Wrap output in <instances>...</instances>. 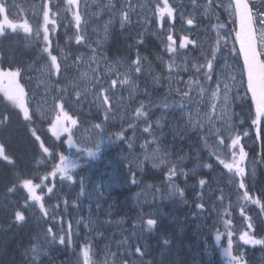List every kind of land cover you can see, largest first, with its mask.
Wrapping results in <instances>:
<instances>
[{
  "label": "rangeland",
  "instance_id": "374dc122",
  "mask_svg": "<svg viewBox=\"0 0 264 264\" xmlns=\"http://www.w3.org/2000/svg\"><path fill=\"white\" fill-rule=\"evenodd\" d=\"M250 1L255 5L254 10L264 11V0ZM46 2L53 12H56L58 8H64V0H7L9 6L14 5L10 8V18L18 22L27 19L35 29L38 24L42 25V13ZM156 2L157 0H79L78 11L81 15L79 30L72 13L60 11L57 17L59 26L54 33H50L53 54L57 55L61 63L59 76L49 75V61L46 54L42 52L41 40L26 36L22 30L18 33L8 30L11 35H20L22 40H17L18 43L23 41L25 43L23 47L25 46L27 50L32 49L34 53L29 57L25 71L21 69L19 78L26 93L30 115H32L31 126L36 130V134L40 137V141L44 142L45 147L51 148L52 151L56 150L57 156L60 154L67 156L69 165H77L75 169L70 168L76 183L60 182L58 177H49V180L45 181L49 187H53L55 193L49 199L51 194L47 192V189L44 190L45 209L51 212L55 207L56 210V206L60 204L59 200L63 202L64 208L56 211L55 221L48 217L51 220L50 227L56 236V241L48 244L47 251H52L56 257L41 260L39 256L38 264H83L82 249L85 243L90 246L92 264H132L130 259L126 261V258L130 257L127 254L128 251L132 253L131 256L133 255L132 248L128 249V244L132 246L144 244L143 236L149 233L143 228L144 222L148 218L155 217V213L160 217L157 208L164 206L158 205L162 201L176 203L173 220L170 218V222L173 221V229H176L172 239L175 243L180 240L186 241L190 250L188 254H191L189 264H229L228 257L224 254L225 248L228 247L229 232L232 233V255L239 257V264H264V244H245L240 239L246 232L256 239H264V212L261 211V205L240 199L243 190L238 189L236 178L219 165L215 156L211 154L214 151L212 147L214 137L207 136L206 123L207 114H211L210 108L203 102L199 105L198 112L195 107L193 108L194 119L205 123V128L193 130L188 125L186 112L182 113L178 108L165 110L162 107L150 106V102L151 105H162L167 101L171 105L181 101V97L175 91L177 87L175 81L186 82L190 72L179 71V68L175 66L169 69L167 65L170 63V57L174 56L175 64L180 67H184L186 62H203L201 52H207L215 47L217 31L212 25L218 23L216 17L219 16V23L226 25L225 31L233 25L223 8L217 7L213 12L211 7H206L209 5V0H197L198 6L195 8L192 0H169L177 8L174 36L188 35L190 40L196 41L195 45L189 44L186 49H179L177 39L178 51L176 54H171L165 51V44L161 42L168 34L167 23L162 29L156 22L153 11ZM211 2L215 6L217 0H211ZM125 12L128 20L122 25L121 14ZM180 12L185 14L183 21L180 18ZM189 13L191 17H195L194 24L191 26L186 23V20L191 18L188 16ZM165 21L167 22V18ZM114 27L119 34L139 36V41L142 43L151 37L157 42L158 51L144 56L140 54L144 45L138 43L130 52L133 56L128 59L107 57V51L102 53L101 48L111 41ZM61 35L67 40L64 49L60 43ZM77 35L84 37L80 43L76 42ZM70 45H72L71 55L66 56ZM145 47V50H148V45ZM236 47L238 48V45ZM137 57L141 58L142 71L130 73ZM238 63H242V60L238 61L225 48L219 54L218 70L225 73L231 72ZM188 66L190 68V63ZM235 70L239 72L238 67ZM126 74H128L129 84L121 85L119 81L124 79ZM112 80L117 81L115 86L112 85ZM184 86V83L179 84L180 88ZM102 90L107 91L102 92ZM102 94L109 96L107 105H101ZM239 96H244L243 89L239 90ZM57 103H63L69 116L77 120V125L72 126L73 144L68 143L67 133H61L60 138L57 139L51 130L56 113L59 111L55 107ZM141 103L149 105L148 122L152 125L151 134L143 131L146 126L144 118H138L135 114V109ZM105 109L108 110L105 111ZM10 111L17 116H23L19 108L0 93V124L4 123V116H8ZM250 111V99L238 97L227 109L231 116L229 123L234 124L241 134L245 131L249 133L248 136L242 137L241 141L248 153L245 162L247 170L245 182L250 195L259 198L264 205V191L261 188L258 190L256 185L257 177L262 179L263 173L260 154V141L263 135L260 139L256 138L255 129L250 126ZM218 114L223 115L219 112ZM105 116L108 117L107 120ZM96 124H100L101 128H95ZM220 125L221 120L217 119L214 126ZM56 126L59 130L70 124L61 119ZM118 132H123V141L116 138L115 134ZM40 141H38L39 144ZM129 143L132 144L131 148L128 147ZM82 148H90L93 155L89 156L87 152L81 150ZM164 154L166 159L177 163L186 175L180 174L169 179L166 166L153 167L158 160L145 159L146 155ZM54 162L59 163V160ZM205 164H212L213 167L206 168ZM145 165L159 170L167 179L158 192L140 194L139 191H145V189H137L134 197L136 200L141 199V196L144 197L142 200L152 197L158 200L157 205L155 200H149L148 204L152 209L146 206L140 209L135 227L130 231L135 232V236H129L117 227L115 231L110 230L109 227L112 225L102 209H93V203L96 202L94 198L102 193L101 197H105L104 202L116 189L125 192L124 188L136 183V180L135 183L132 182L134 172L144 170ZM45 171H51L50 163L47 167L43 164L39 174L42 176ZM200 179L207 181L205 186L199 185ZM81 180L84 181V196L89 202L82 198V208L77 216L74 210L69 209L70 199L65 205L58 192L64 189L70 192V198H76L78 195L79 198L83 197L81 193L72 191ZM147 182L149 180L144 178L137 180V184L141 185ZM177 188L184 192L183 197L175 192ZM60 192L62 194V191ZM37 194H41L39 190ZM91 199L94 200L90 201ZM198 204H203L204 208H198ZM76 206L79 207L78 203ZM89 207L93 211H90ZM29 210L41 213L38 205L30 207ZM160 212L169 215L166 210H160ZM245 217H250L251 220ZM227 220H231L230 225L226 224ZM249 222L253 225L251 229L248 228ZM68 223L72 225V244L60 245L59 236L66 235ZM86 223L90 226L85 227ZM61 227L64 231L60 230ZM178 227L185 229L179 230ZM96 232L110 235L102 238L97 236ZM217 235L220 236L219 241L216 239ZM128 237H131L128 244H122ZM28 257L31 259V251ZM133 257L135 258L133 264H137L142 258L139 254Z\"/></svg>",
  "mask_w": 264,
  "mask_h": 264
},
{
  "label": "snow or ice",
  "instance_id": "6c2138e0",
  "mask_svg": "<svg viewBox=\"0 0 264 264\" xmlns=\"http://www.w3.org/2000/svg\"><path fill=\"white\" fill-rule=\"evenodd\" d=\"M193 7H197V0H192ZM14 7L7 4V0H0V35H4L8 30L12 33H18L20 30L26 36L32 37L37 40H41L43 43L42 52L46 54L49 69V75L59 76L61 74V63L58 61L57 55L53 54L52 41L50 39V33H54L58 28L57 17L60 11L71 12L76 23L77 30H79L81 23V15L78 11L79 0H64V8L53 12L46 2L44 4V10L42 13V25L38 24L35 29L29 23L27 19L18 22L14 18H10V8ZM206 7H211L212 11L215 12L216 8H223L229 16L230 22L233 25L225 31L226 25L219 23V16L216 17L218 23L212 25L217 31V38L215 41V47L211 48L209 51L201 52L203 57V62L191 63L186 62L184 67H180L175 64V58L170 57V63L167 65L169 69L174 66L179 68V71L190 72L188 80H176L175 83L177 87L175 89L177 95L181 97L179 103L169 104L165 101L162 105H151V107L160 108L167 110L169 108H178L182 113H187L188 125L193 130H200L205 128V123L194 119L193 108L199 111V105L201 102L211 110V114H207V136L214 137V143L212 147L214 151L211 153L215 156L216 161L219 165H222L224 169L236 178L237 187L243 190L240 195L242 201L250 202L255 205H261V211L264 212V205L261 204L259 198H255L250 195L249 189L245 182V177L247 175L245 162L247 160L248 153L245 151L244 144L241 142L242 137L248 136L247 131L242 134L236 130L234 124H230L231 116L228 114L227 109L230 107L232 101L237 97L240 99H250V116H251V127L255 129L256 138L260 139L264 135V11L259 9L254 10L250 6V0H217L215 6L212 5L211 0H209V5ZM154 16L156 22L163 29L165 23H167V35L166 38L161 42L165 44V51L171 54H176L179 49H186L189 44L195 45L196 41L190 40L188 35H180L178 37L174 36V21L176 19L177 8L174 7L169 0H157L154 6ZM121 23L128 20L127 13H122ZM180 18L183 21L185 14L180 12ZM191 17V13L188 14ZM167 18V22L165 21ZM195 17L188 18L186 20L187 25L191 26L194 24ZM234 33V37H233ZM76 42L80 43L84 37L81 35L76 36ZM177 39L179 40L177 48ZM142 43V42H141ZM238 44V48L236 45ZM228 49L230 54L234 55L236 59L242 60V63L236 64L231 72L225 73L218 70L219 65V54L223 49ZM190 63V68L188 64ZM141 58L133 62V67L130 69V73L134 71L135 73H141ZM239 68V72L235 69ZM129 73V74H130ZM178 74V73H177ZM21 77V70L19 68L13 69L11 67L5 68L0 67V93L10 101L14 106L19 108L23 115L25 121L31 123L32 115H30L29 106L26 103V93L23 85L19 82ZM203 81V83H202ZM112 85L115 86L117 81L112 80ZM121 85H128V74L125 78L120 80ZM184 83V88H180L179 84ZM243 89L244 96H239V90ZM107 91V90H102ZM171 91V89H170ZM195 92V95L193 93ZM199 97V99H197ZM109 103V96L102 94L101 105H107ZM59 111L56 113L55 122L52 123L51 130L53 135L57 139L60 138L61 133H67V140L69 144H73V127L77 125V120L69 116L68 112L64 109L63 103H57L55 105ZM108 109H105L107 111ZM223 113V115H219ZM135 114L138 118H144L145 127L143 131L145 133H150L152 125L148 122V117L150 116L149 105L141 103L139 107L135 109ZM105 116V120H107ZM63 119L69 122L70 126L62 127L57 130V123ZM221 120V125L215 127V121ZM243 123V122H241ZM157 125L159 122L157 121ZM95 128H101L100 124H96ZM151 134V133H150ZM32 135L37 141H40V137L36 134V130L32 129ZM117 139L121 141L124 140L123 132H118L115 134ZM86 143V141H83ZM207 143V140H205ZM97 144V148H98ZM128 147L131 148L132 144L129 143ZM143 147V146H142ZM40 148L42 149L43 155L41 156L40 163L44 164L45 167L50 163L51 171H45L44 175L39 174V169H32L30 172H24L21 170L15 177L13 185L9 188V192H16L18 190H25L26 195L24 196V204L18 206V210L14 213L15 221L23 222L25 220V211L30 207L38 205L40 211L44 214V217H51L53 221L56 220V210L55 207L51 212L44 207V190L47 189L49 199L52 195H55L53 187H49L45 181L49 180V177L59 178L60 182H70L76 183V179L71 169L77 167L76 164L69 165L67 163L68 157L60 154L56 155L54 151L50 150L48 147L44 146V142L40 141ZM82 151L87 152L89 156L93 155L90 148H82ZM0 159L7 161L9 164L15 165L14 159L7 153L6 146L0 144ZM59 160V163L54 161ZM145 159H156L158 163H154L153 167L166 166L168 168L167 176L169 179L176 177L180 174H184L182 168L166 159V154L160 156H145ZM204 167L212 168V164H205ZM254 171V169H253ZM134 175V174H133ZM39 180V183L35 181ZM135 183V179L132 180ZM199 185L201 187L205 186L207 181L205 179L199 180ZM38 190L41 194H37ZM175 192H178L181 197L184 196V192L177 188ZM80 193L84 194V184L83 180L80 181ZM31 202V204H29ZM65 205L67 202H64ZM58 207V206H56ZM198 208L203 209V204H198ZM241 214L243 215V208L241 209ZM249 221L250 217H245ZM158 224L157 219L148 218L143 225L145 231L151 232L156 228ZM227 225L231 224V220L226 221ZM88 223L85 227H89ZM135 227V226H134ZM253 227L252 223L249 222L248 228ZM61 231L64 228L61 227ZM133 236L136 235L135 232L132 233ZM232 233L229 232L228 247L225 248L224 254L228 257L229 264H239V257L232 255ZM51 237V239H49ZM131 237L125 238L122 244H128ZM216 239L219 241L220 236L217 235ZM241 240L245 244L260 245L264 244V239H256L254 236H250L247 232L241 235ZM44 243L39 240L37 244L33 245L31 248V264H37L40 255H44L43 248L44 244H51L56 241V236L52 233V228L47 229V234L43 237ZM60 245L67 243L72 244V225L68 223V228L66 235L59 236L58 240ZM164 244L168 241L164 240ZM132 245L128 244V249H131ZM136 254L143 257L145 253L141 250L140 246H136L134 249ZM129 255L132 253L128 251ZM83 264H92L90 259V246L85 243L82 249ZM143 264V262H141Z\"/></svg>",
  "mask_w": 264,
  "mask_h": 264
},
{
  "label": "trees",
  "instance_id": "16d2710c",
  "mask_svg": "<svg viewBox=\"0 0 264 264\" xmlns=\"http://www.w3.org/2000/svg\"><path fill=\"white\" fill-rule=\"evenodd\" d=\"M20 35H11L7 31L4 35H0V67H11L13 69H24L28 63L30 56H33L32 49H26L23 47L25 43L20 41ZM140 37H133L130 34H119L116 31V27L113 28V34L111 42L108 45L109 53L112 56H120L123 58L132 57L130 53L135 45L141 43ZM18 40V41H17ZM22 40V39H21ZM60 43L62 49L64 45H67V40L63 35L60 37ZM141 50L142 55H151L155 51H158V45L149 37L145 42ZM148 45V50H145ZM69 46L66 51V56L71 55ZM140 48V46H139ZM155 50V51H154ZM3 62V63H2ZM8 116H4V123L0 124V144L6 146L7 153L14 159L15 165L9 164L7 161L0 159V264H31L28 254L31 251L33 245L37 244L38 240L44 243L43 237L47 232V227L51 225V220L44 217V214L39 211L27 210L25 211V220L23 222H17L14 218L15 211L18 210V206L24 204L25 190H18L16 192H9V188L12 187L18 172L23 170L24 172H30L32 169H42L43 164L40 163L41 156L43 155L39 142L32 135L31 124L24 120L23 116H17L13 111H10ZM261 145V163L263 170L262 179L257 177L256 185L258 190L261 188L264 191V135L260 141ZM51 149V148H50ZM57 153L56 150H53ZM144 170L134 172L133 179L136 183L130 187L124 188L125 192L118 189L111 192L103 202L100 198L98 203H93V208H101L109 218V223L113 227H117L118 230L132 235L130 232L134 229L136 221L140 215V210L137 208L138 201L134 200L135 190L141 189L145 191H139L140 194L148 193L154 194L163 188L166 181V176L160 173L159 170L153 169L147 165L143 166ZM131 177V175H129ZM144 178L149 180L145 185L137 184V180ZM84 184V181H83ZM62 191V194H60ZM73 192L80 193V182L72 190ZM60 192V193H59ZM58 195L68 203L70 199L71 205L69 209L80 210L83 204V199L86 202L87 197L70 198V192L64 189L59 190ZM68 194V195H67ZM58 195L56 197H58ZM78 198V199H77ZM141 202L144 197H140ZM105 200V198H104ZM92 201V199L90 200ZM60 204L56 207L58 212L64 208L63 202L59 200ZM79 207H77V203ZM103 202V203H102ZM102 203V204H101ZM156 200L155 205H157ZM158 205H164L157 208L160 217L155 213L154 219H157L158 226L153 229L149 234L144 235V244H139L141 249H145V255L137 262V264H189L191 254L189 246L185 240H180L178 243L172 239L176 229H173V221L170 222V218L173 220L174 203L173 201H162ZM141 206V205H140ZM140 208V207H139ZM160 210H166L169 215ZM147 213V211H145ZM157 215V216H156ZM172 215V217H171ZM146 218V215H144ZM177 218V215H176ZM127 229H129L127 231ZM155 230V232H154ZM108 234L101 233V236L105 238ZM167 240L168 243L164 244L163 241ZM48 244H44V255H40L41 260H46L49 257H56V254H52V251H47ZM133 255L126 258V261L130 259V263H134L135 252L131 249ZM138 256V255H137ZM61 258V256H60ZM38 264V262H37Z\"/></svg>",
  "mask_w": 264,
  "mask_h": 264
},
{
  "label": "bare ground",
  "instance_id": "6f19581e",
  "mask_svg": "<svg viewBox=\"0 0 264 264\" xmlns=\"http://www.w3.org/2000/svg\"><path fill=\"white\" fill-rule=\"evenodd\" d=\"M250 5H251V6H255L251 1H250ZM154 51H155V50H154ZM154 53H155V52H154ZM160 53H161V52H160ZM160 53H159V54H160ZM157 55H158V54H157ZM67 195H68V194H67ZM101 196H102V193H101V194H98V195L94 198V199H96V202H94V203H98V201L100 200V198H102V199L105 198V197H101ZM77 197L79 198V195H78ZM94 199H92V200H94ZM134 200H136V198H134ZM149 200H155V199H153L152 197H146V199H145V200H142L141 202H140L139 200H137V201H138V205H139V206L141 205L140 208H138V209H139V210H140V209H143V208H145V206H146L147 208H149V209H152V208L149 206V204H148V201H149ZM155 201H156V200H155ZM56 209H57V208H56ZM88 209H89L90 211H93V209L95 210V208L92 209L91 207H89ZM75 213H76V215L78 216V214H77V213H78V210H75ZM78 220H79V219H78ZM184 220H185V219H184ZM188 224H189V223H188ZM49 227H50V226H48L47 229H48ZM109 228H110V230H112V231H115V229H116V227H113V226H112V227H109ZM178 229H179V230H184L185 228L178 227ZM154 232H155V230H154ZM46 234H47V232H46ZM46 234H45V235H46ZM96 234H97V236L102 237V236H101V232H96ZM109 235H110V234H108L107 236H109ZM103 237H104V235H103ZM103 237H102V238H103ZM110 239L112 240V234H111ZM135 247H136V246H132V249H135ZM141 250H142V249H141ZM142 251H143V252L146 251V248L143 249ZM60 256H61V255H59V257H60ZM60 259H61V258H60ZM118 261H119V260H118ZM118 261H117V263H118ZM141 262H142V261H141Z\"/></svg>",
  "mask_w": 264,
  "mask_h": 264
}]
</instances>
